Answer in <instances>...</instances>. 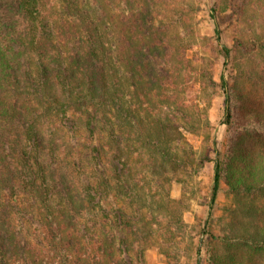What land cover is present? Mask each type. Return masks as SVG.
<instances>
[{
    "label": "trees",
    "instance_id": "trees-1",
    "mask_svg": "<svg viewBox=\"0 0 264 264\" xmlns=\"http://www.w3.org/2000/svg\"><path fill=\"white\" fill-rule=\"evenodd\" d=\"M217 1L208 0L215 53L233 69L219 74V123L235 126L233 104L243 92L251 105L240 104L228 150L214 147L199 233L205 264H242L226 260L231 247L264 256V59L255 57L264 50V20L229 46ZM235 1L228 18L238 22L251 0ZM160 5L0 0V264H147L149 244L166 264L191 250L200 261L182 201L210 157L186 141L179 123L189 122L176 89L181 48ZM223 181L228 202L214 218ZM172 182L182 184L177 199ZM22 193L33 194L41 237L23 229Z\"/></svg>",
    "mask_w": 264,
    "mask_h": 264
},
{
    "label": "rangeland",
    "instance_id": "rangeland-1",
    "mask_svg": "<svg viewBox=\"0 0 264 264\" xmlns=\"http://www.w3.org/2000/svg\"><path fill=\"white\" fill-rule=\"evenodd\" d=\"M166 6L164 9L160 6L162 17L167 21L172 29L179 36L181 60L179 68V77L177 80L178 100L184 106L189 122L179 119L182 124V131L186 141L195 149L209 152L210 159L204 163L203 169L194 175L185 186L187 198L182 201L184 208L182 217L187 224L192 227V241L195 246H200V255L198 262L195 257V251L191 250L188 257L181 256L179 264H205V248L202 241L204 235L200 234L201 224L207 213V198L212 181L214 166V147L217 146L222 152L227 149L228 137L237 132L236 122H239L241 110L240 104L246 103L247 95L243 92V101L233 104L234 125L227 128L219 123L224 111L223 93L217 84L219 74L223 71L226 75L233 70L231 64L224 67L222 59L217 57L214 46V24L209 15L210 3L208 0H163ZM237 1L226 0V5L221 0L219 4V19L223 29L224 41L231 46L236 35L247 37L251 32H257L259 22L264 20V0H251L247 5L246 14L238 21L235 18L229 20L232 15V6ZM223 6V8H222ZM5 13L3 7L0 9V27L4 23ZM13 22H17V14H12ZM231 19V18H230ZM249 55V54H247ZM256 61L264 59V50L257 51ZM208 71L209 75L203 76L202 72ZM233 132V133H232ZM229 147V146H228ZM226 185L221 183V190L216 199V205L213 207L212 216L217 218L222 211L223 206L228 202L225 196ZM172 198H179L182 193V184L172 182L169 188ZM33 194L22 193L20 206L26 211V218L23 219V229L29 233H38L41 237V227L38 221L33 217L35 209L31 207ZM112 197V196H111ZM110 197V198H111ZM113 199V198H112ZM35 200V198L33 199ZM106 202V201H105ZM104 202V204H105ZM264 206V202H262ZM117 207L125 208V203L121 200L115 203ZM260 224L264 225V210L258 213ZM212 228L218 231L219 224L217 219L211 223ZM27 231V232H28ZM31 233V234H32ZM39 237V238H40ZM144 249L145 262L147 264H166L165 257L159 253L155 246ZM191 249H194L193 247ZM234 256L237 263L244 264L249 261L250 264H264V256L259 258L248 257L243 251L230 248L229 256ZM248 257V258H247ZM232 264L231 262H229Z\"/></svg>",
    "mask_w": 264,
    "mask_h": 264
}]
</instances>
